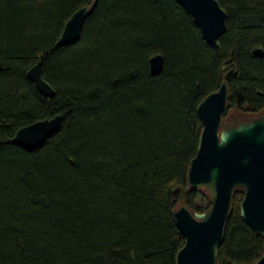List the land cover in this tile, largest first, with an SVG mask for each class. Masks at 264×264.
<instances>
[{
	"label": "trees",
	"instance_id": "trees-1",
	"mask_svg": "<svg viewBox=\"0 0 264 264\" xmlns=\"http://www.w3.org/2000/svg\"><path fill=\"white\" fill-rule=\"evenodd\" d=\"M93 1L80 39L56 47ZM217 1L227 29L214 46L176 0H0V264H176L185 237L174 211L207 212L214 195L188 183L201 101L226 82L224 119L264 112V0ZM40 61L54 97L28 76ZM57 115L61 129L36 149L13 141ZM243 198L218 264L263 253Z\"/></svg>",
	"mask_w": 264,
	"mask_h": 264
},
{
	"label": "water",
	"instance_id": "water-1",
	"mask_svg": "<svg viewBox=\"0 0 264 264\" xmlns=\"http://www.w3.org/2000/svg\"><path fill=\"white\" fill-rule=\"evenodd\" d=\"M193 17L204 39L217 45L227 29V12L217 0H176ZM96 1L78 9L67 20L56 47L77 42L86 19ZM255 53L263 55L261 49ZM153 75L164 68L160 54L150 59ZM37 89L47 97L56 92L42 76V62L28 71ZM229 89L226 82L203 99L198 107L202 133L196 156L188 172V183L198 189L210 186L214 190L212 206L207 212L192 211L180 205L174 211L177 227L185 237L176 264H218L217 247L221 244L232 201L236 191L244 193L241 214L245 222L264 236V112L256 117L241 118L232 114L224 119ZM62 116L40 120L20 128L13 141L26 149H36L59 132ZM255 264H264V249Z\"/></svg>",
	"mask_w": 264,
	"mask_h": 264
},
{
	"label": "rangeland",
	"instance_id": "rangeland-1",
	"mask_svg": "<svg viewBox=\"0 0 264 264\" xmlns=\"http://www.w3.org/2000/svg\"><path fill=\"white\" fill-rule=\"evenodd\" d=\"M235 111H236V110H235ZM235 111L232 110V111H231V115H232V114H235ZM257 115H258V114H257ZM257 115H254V116H252V117H256ZM229 118H232V116H230ZM241 118H242V117H241ZM243 118H244V116H243ZM227 119H228V118H227Z\"/></svg>",
	"mask_w": 264,
	"mask_h": 264
}]
</instances>
